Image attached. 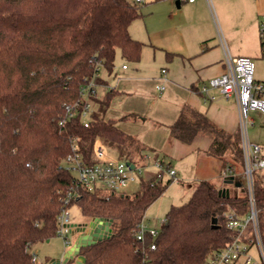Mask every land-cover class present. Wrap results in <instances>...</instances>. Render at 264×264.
Wrapping results in <instances>:
<instances>
[{
	"label": "trees",
	"instance_id": "1",
	"mask_svg": "<svg viewBox=\"0 0 264 264\" xmlns=\"http://www.w3.org/2000/svg\"><path fill=\"white\" fill-rule=\"evenodd\" d=\"M142 6L137 0H0V264H41L32 247L57 235L59 215L74 204L87 220H112L109 238L81 249L85 264H205L232 241L225 213H246V194L224 195L215 183L200 181L186 202L170 206L150 250L135 233L171 180L142 178L131 195L90 191L64 167L74 138L89 164L97 140L125 160L135 161L143 149L104 117L118 90L96 76L102 68L112 72L118 55L140 61L144 42L129 27L143 16ZM92 79L105 88L91 96L89 126L80 114L61 124L64 104L81 100ZM170 130L185 142L209 136L210 153L243 162L241 131L230 133L187 104ZM73 187L79 196L66 203ZM255 192L264 228L261 175Z\"/></svg>",
	"mask_w": 264,
	"mask_h": 264
},
{
	"label": "crops",
	"instance_id": "2",
	"mask_svg": "<svg viewBox=\"0 0 264 264\" xmlns=\"http://www.w3.org/2000/svg\"><path fill=\"white\" fill-rule=\"evenodd\" d=\"M148 3L151 5L144 21L145 29L142 26V30L137 31L132 23L129 32L132 37L146 41L144 47L149 45L160 52L162 67L156 79L167 83L175 93L176 103H166V109L159 111L156 117H141L136 113L123 116V120L148 122L150 126V135L146 140L135 136L143 149L135 161H130L134 165H144V179L153 178L156 174L153 161H146L144 154L169 162L177 171L178 180L172 181L173 184H177L178 190L186 188L189 197L203 180L215 183L226 195L241 196L239 190L243 187L240 179L233 178V183H228L229 178L225 179L223 172L227 164L236 165L238 170L242 169V164L230 155L216 156L210 153L211 137L199 135L191 142H185L172 135L170 125L178 119L182 106L187 104L205 113L226 131H241V116L236 101L226 99L217 90L212 91L217 98L208 100L201 92V87L210 78L225 71L228 54L253 59V46L260 43L258 21L264 14V0H149ZM258 57L264 59L261 50ZM123 65L122 70H128L129 66L124 68ZM163 68L167 70L165 77ZM254 76L256 80L264 82L263 75H256V65ZM121 79L118 78L116 95L130 89L122 87L124 83ZM107 87L110 88L108 82ZM104 88V85L99 87L100 94ZM157 89L160 92L167 91L166 86L163 90L158 86ZM236 181L240 182V186L236 185ZM70 224L76 223L71 220ZM61 254L51 248L44 262L37 259L41 264H48L51 258L60 257Z\"/></svg>",
	"mask_w": 264,
	"mask_h": 264
},
{
	"label": "built area",
	"instance_id": "3",
	"mask_svg": "<svg viewBox=\"0 0 264 264\" xmlns=\"http://www.w3.org/2000/svg\"><path fill=\"white\" fill-rule=\"evenodd\" d=\"M143 2V0H137ZM193 2L195 0H189ZM260 50L264 58V14L258 21ZM124 68L127 65H123ZM225 71L208 80L201 87V92L208 100L214 101L217 98L213 90H217L226 99H234L239 106L241 116V134L243 148L242 169L233 164H227L223 172L225 179L229 177L239 178L242 187L249 200V210L240 214L235 209H230L225 213L227 227L234 231L232 241L224 247L214 251L205 264H264V228L261 226L260 209L257 205L255 192V178L257 175L264 177V151L263 147L256 142H251L247 138V126L253 123L250 117L251 111H261L264 113V82L255 79V63L248 56H232L228 54L225 59ZM167 70L162 69L165 77ZM100 71L96 74L99 76ZM99 84L92 79L82 86L83 98L77 102L65 103V117L67 118L81 115L85 126H89L92 112L91 96L100 94ZM160 90L165 89L164 85H158ZM95 161L87 163L79 151L77 138L72 139L71 152L64 160V167L74 173L77 171L75 182L77 186L87 190H104L108 193L127 194L129 185L144 178V165L135 164L130 168L127 161L117 156H109L103 143L97 140L94 148ZM146 161H153L156 169L155 178L171 181L178 180L176 169L167 161L159 157L152 158L150 154H144ZM75 174V173H74ZM79 196L76 187L67 192L66 203ZM166 219L162 220L161 226L149 227L144 223V219L138 225L136 238L140 243H147L150 250L156 249L155 239L159 236L161 228ZM71 217L69 208L62 210L58 217L57 234L63 237L65 244L70 242ZM151 238V241L149 240ZM255 250L256 256L251 254ZM33 260L38 261L36 253Z\"/></svg>",
	"mask_w": 264,
	"mask_h": 264
},
{
	"label": "rangeland",
	"instance_id": "4",
	"mask_svg": "<svg viewBox=\"0 0 264 264\" xmlns=\"http://www.w3.org/2000/svg\"><path fill=\"white\" fill-rule=\"evenodd\" d=\"M148 2L149 0H146L145 3H143L141 9L143 16L132 22L137 28V31H141L142 26L145 29L144 21L146 17H148V9L151 5ZM141 41L146 42L144 40ZM253 49L254 53L251 56H253L256 65V75L264 76V59L258 57L260 55V43L258 42L254 45ZM161 62L162 59L160 57V52L148 45L142 50L139 63L128 62L122 58L121 55H118L112 72H109L104 68L100 71L101 76L110 85L109 89L115 88L118 90L117 82L119 77L123 78L121 79L124 83L122 87L126 86L128 89L130 88L129 91L113 97L111 105L104 114V117L115 118L118 126L123 128L129 134L139 137L142 141L143 139L146 140L150 135L149 123L127 119L123 120V116L127 113H136L137 116L141 117H156V114H159V111L163 112L166 109V103H176L175 93L172 92L169 86H167V83L159 78L156 79L159 76V71L162 67ZM124 63L129 66L128 70H122V65ZM157 82H160L159 85L164 84L167 87V91L160 92L157 89ZM120 88L121 87H119V89ZM231 101H234V99H231ZM163 114H165V112ZM250 117L254 122L249 123L247 126V138L251 142H256L262 145L264 151V113L261 111H251ZM104 148L109 156H117L115 150L105 145ZM74 173L77 175V171H74ZM167 179L168 178L166 177V180ZM176 185L172 182L165 193L147 209L145 217L146 224L149 227L161 226V222L165 219L168 210L167 208L170 204H182L189 199L188 190L186 188L178 190ZM138 186V180L132 182L126 189L127 195H131ZM181 187H183V185H181ZM244 193V188H241L239 194L244 195ZM69 212L71 214V220L76 224H82L87 221L77 204L72 205L69 208ZM69 239L74 241L76 236L70 234ZM65 246L66 244L63 237L57 234L51 238L50 242H39L34 245L32 251L37 254L40 261L44 262L49 249L52 248L55 252L58 251L62 253ZM251 254L256 256L254 249L251 251ZM237 264H241V261Z\"/></svg>",
	"mask_w": 264,
	"mask_h": 264
},
{
	"label": "water",
	"instance_id": "5",
	"mask_svg": "<svg viewBox=\"0 0 264 264\" xmlns=\"http://www.w3.org/2000/svg\"><path fill=\"white\" fill-rule=\"evenodd\" d=\"M127 164L130 168H134L135 166L130 160L127 161ZM233 180L231 176L227 182L233 183ZM236 185L240 186V182L236 181ZM70 227L71 235L76 236V239L74 241L70 240V242L66 244L68 248L62 252L60 257L51 258L48 264H85L86 258L81 255V249L96 244L103 239H107L112 234L111 219L94 218L82 224H70Z\"/></svg>",
	"mask_w": 264,
	"mask_h": 264
}]
</instances>
